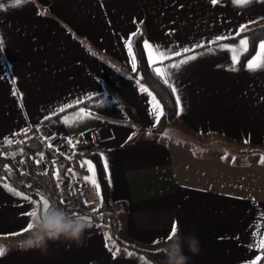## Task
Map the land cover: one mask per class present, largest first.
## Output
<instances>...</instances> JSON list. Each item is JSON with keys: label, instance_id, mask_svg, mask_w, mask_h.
Segmentation results:
<instances>
[{"label": "crops", "instance_id": "obj_1", "mask_svg": "<svg viewBox=\"0 0 264 264\" xmlns=\"http://www.w3.org/2000/svg\"><path fill=\"white\" fill-rule=\"evenodd\" d=\"M0 4V140L20 141L38 129L80 174L84 208L93 211L101 198L97 154L121 240L87 219L84 246L58 241L43 255L18 250L40 203L0 182V264H155L134 248L163 250L174 222L175 236L200 240L198 255L184 248L190 264H264L257 247L264 239V66L248 67L264 65V39L236 67L249 43L241 26L264 22V0ZM140 35L147 63L179 97L176 117L164 123L156 119L159 99L136 77L132 40ZM155 48L181 54L161 59ZM40 172L47 184L46 168ZM60 176L57 196L77 203Z\"/></svg>", "mask_w": 264, "mask_h": 264}, {"label": "trees", "instance_id": "obj_2", "mask_svg": "<svg viewBox=\"0 0 264 264\" xmlns=\"http://www.w3.org/2000/svg\"><path fill=\"white\" fill-rule=\"evenodd\" d=\"M225 1V0H219ZM239 35H245L249 41L247 49L241 55L236 67H241L246 59L252 55L256 49L257 42L264 39V22L252 25L239 32ZM142 38L140 35L132 40V46L137 58V71L141 70L143 80L152 89L156 97L159 99L162 106V115L160 122L164 123L176 117L177 102L173 91L168 83L156 73L154 67L147 63L145 53L142 47ZM43 139L39 136H29L20 141H12L8 143L7 140H0V182L9 184L18 190L36 195L38 192L35 189L36 181L34 175L30 171L28 162L23 158L26 153L37 152L42 149L41 142ZM54 150L47 147L46 153L51 157ZM96 168L100 182V205L97 212H86L83 206L78 205L75 208L76 215H90L93 221H101L107 225L110 234L117 240L121 241L116 236L117 219L115 217L114 204L109 197V189L107 180L104 175L103 167L100 158L95 154ZM67 162H65L66 167ZM49 198V196H47ZM50 199V198H49ZM51 205H52V200ZM50 205V206H51ZM125 244L124 242H122ZM132 247V245L127 244ZM136 251L142 253L155 264H161V258L165 257L163 250H146L139 247L134 248Z\"/></svg>", "mask_w": 264, "mask_h": 264}, {"label": "clouds", "instance_id": "obj_3", "mask_svg": "<svg viewBox=\"0 0 264 264\" xmlns=\"http://www.w3.org/2000/svg\"><path fill=\"white\" fill-rule=\"evenodd\" d=\"M32 228L19 241L17 248L21 251L32 249L39 250L41 254H47L49 242H65L69 247L75 244L84 246L85 233L91 227L84 215L70 213L63 207L41 208L32 219ZM193 255L200 252V240L194 234L187 236L177 234L172 237L163 249L165 264H190L191 257L184 253V248Z\"/></svg>", "mask_w": 264, "mask_h": 264}, {"label": "rangeland", "instance_id": "obj_4", "mask_svg": "<svg viewBox=\"0 0 264 264\" xmlns=\"http://www.w3.org/2000/svg\"><path fill=\"white\" fill-rule=\"evenodd\" d=\"M140 80H143V79H140ZM170 127L171 126L169 124H166L165 127L163 128V132L164 133H162V134L163 135H167V133L170 132ZM173 129L176 130V131H181V130L182 131H186L185 129L181 128L178 124H174L173 125ZM31 135L32 136L36 135V136H39V137L41 136L38 133V129H36V128H32L31 129V132H30L29 136H31ZM178 136H179V134L175 133V137H178ZM22 140H24V139H22ZM7 141H9V140H7ZM43 141H44L45 145L49 146L45 139H43ZM54 151L58 152L59 157L54 159V162H53L52 166H50V163H51L50 156L46 152H44L43 149H41L40 151H37V152L26 153V154L23 155V158L26 160V162H28V164L30 166V171L34 175V179L36 181L35 189L39 193H42V194L47 195V196H48V194L50 192H52L51 189L53 187H55V184H53V180L56 178L55 176L56 175H61V173L66 176L67 169H68V167H64L65 163L62 160L60 151H58L57 149L56 150L54 149ZM57 160H60L61 162H59ZM42 167L46 168L47 174H49V177L47 178V179H49V180H47V182H48L47 184H45L44 183V179L41 178V176H39L41 174L40 170L43 169ZM59 178L61 179V176ZM48 189L51 190V191L47 192ZM58 192L56 194L51 193L54 196V199H53L52 205L50 207L55 208V206H59V207L65 208L70 213H74L75 208L79 205V203L77 202V199H76V198H78V199H80L82 201V205L81 206H83V208H84V201H83L84 197H80L79 198L77 196H73V194H72V197L74 198L75 202L78 203V204L77 203L73 204V202L69 203L68 199H60L57 196ZM84 209L86 210V212H97L96 210L93 211V210H88L86 208H84ZM160 260L162 261L163 259L161 258Z\"/></svg>", "mask_w": 264, "mask_h": 264}, {"label": "snow or ice", "instance_id": "obj_5", "mask_svg": "<svg viewBox=\"0 0 264 264\" xmlns=\"http://www.w3.org/2000/svg\"><path fill=\"white\" fill-rule=\"evenodd\" d=\"M22 2H23V0H12V4H13V6H18V5H20ZM217 2H218V0H212V3H213V4H216ZM248 2H249V0H234V3L239 4V5L247 4ZM0 7H3V4H0ZM244 28H245V26H241L240 31H243ZM217 39L219 40V39H222V38L218 37ZM145 43H146V46H148V47H152V46H150V45H147V42H145ZM245 43H246V41H241V44H242V45L245 44ZM0 47H2V45H0ZM197 47H200V45H197ZM261 47L264 48V45H262ZM154 50L157 52L158 56H159L161 59H169V58H171L172 55H180V54H181L180 52H174V53H173V52H171L170 50L161 51L159 48H155ZM183 51H184V52H188V51H190V49H184ZM194 58H195V57H192V56L187 57L185 60L181 61L180 63H186L187 60H189V59H194ZM236 59H237V57L234 55V56H233V62H234V63L236 62ZM133 66L135 67V65H133ZM171 66H172V67H179L180 65H179V64H174V65H171ZM261 66H264V65H262V64H260V63H249V65H248V67H249L250 70H255L257 67H261ZM156 71L159 73V72H160V69L157 68ZM165 82L167 83L168 81L165 80ZM172 90H173V92L176 91V89H175L174 87H173ZM142 91H146V89H142ZM149 95H151V94L149 93ZM152 99L154 100L155 98L152 97ZM78 103H79V102H78ZM177 103L179 104V97H177ZM63 110H64L63 108L60 109V111H63ZM55 114H56V113L54 112L53 115H55ZM160 115H162V111H161L159 114H156V119H157V121L159 120V116H160ZM46 119H48V117H46ZM24 131H26V130H24ZM8 143H12V141H8ZM69 143H71V141H69ZM41 155H42V154H41ZM84 179H85L86 181H87V180H90L93 184H95V181L92 180L91 177H85ZM9 190L14 191V189H11V188H9ZM18 194H19V193H18ZM41 203H42V205H43L44 210H47V209L49 208V205H48L47 200L42 199ZM29 215H31V216L34 218V217L36 216V212L33 211V212L30 213ZM32 226H33L32 223H28V225H27V227L24 229V231L30 230V229L32 228ZM176 232H177V226H176V224H175V222H174V223H173V228H172V230H171V233L169 234V238H172L173 236H175ZM257 247H262V248H264V239H261V240L258 241V243H257ZM4 251H5L4 248H3L2 246H0V256H2V255L4 254ZM117 251H119V249H117ZM259 259H260V257L257 256V257H256V260H259ZM253 264H255V262H253Z\"/></svg>", "mask_w": 264, "mask_h": 264}, {"label": "built area", "instance_id": "obj_6", "mask_svg": "<svg viewBox=\"0 0 264 264\" xmlns=\"http://www.w3.org/2000/svg\"><path fill=\"white\" fill-rule=\"evenodd\" d=\"M41 147L43 149L44 152L47 151V145H45L44 141L41 142ZM59 157V154L58 152L54 151L52 156L50 157L51 159V163H50V166H52L53 162H54V159L58 158ZM67 179H68V184H69V190L72 192L73 196H77V197H84L83 201L85 203L86 201V197H85V194H84V191H83V188H82V185H81V177H80V174L76 171H73L72 169H67ZM56 178L53 180V184H55V187H53L51 190L53 194H56L58 191H59V186H61L60 184V178H59V175H56L55 176ZM77 199V202L79 203V205L82 204V201L78 198Z\"/></svg>", "mask_w": 264, "mask_h": 264}, {"label": "water", "instance_id": "obj_7", "mask_svg": "<svg viewBox=\"0 0 264 264\" xmlns=\"http://www.w3.org/2000/svg\"><path fill=\"white\" fill-rule=\"evenodd\" d=\"M136 77L139 78V79H143V76H142L141 70H138V71H137V73H136ZM162 123H163V122H162ZM35 196L37 197V199H38V201H39V203H40V209L43 208V205H42V203H41L42 199L47 200L48 205H49V207H50V205H51V201H50V199H49L46 195L37 192ZM84 216H85L88 220H91V219H92V217H91L90 215H84Z\"/></svg>", "mask_w": 264, "mask_h": 264}]
</instances>
